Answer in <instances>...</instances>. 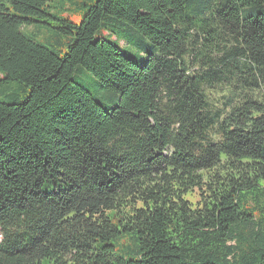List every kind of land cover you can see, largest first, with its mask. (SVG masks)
<instances>
[{"label": "trees", "instance_id": "16d2710c", "mask_svg": "<svg viewBox=\"0 0 264 264\" xmlns=\"http://www.w3.org/2000/svg\"><path fill=\"white\" fill-rule=\"evenodd\" d=\"M49 8L0 0V264H264V0H92L64 54Z\"/></svg>", "mask_w": 264, "mask_h": 264}, {"label": "rangeland", "instance_id": "374dc122", "mask_svg": "<svg viewBox=\"0 0 264 264\" xmlns=\"http://www.w3.org/2000/svg\"><path fill=\"white\" fill-rule=\"evenodd\" d=\"M91 2L92 0H49V13L51 17L39 20L31 26L25 27L24 32L33 36L43 44L48 45L52 49L57 50L60 54H64L68 50V42L67 37L61 34L56 28L59 25L58 20L61 17H65L76 23H80ZM106 33L105 31H99L96 38L104 37L117 42V40H115L116 37L107 35ZM121 50L126 56L133 59L139 65H144L148 58V53L145 48L135 46L133 43L131 46L121 47ZM74 80L81 83L100 103H103L106 106L107 111H111L117 104L119 100L118 94L111 92L109 89L103 88L101 82L84 67H81L76 71ZM13 86L16 87V85ZM27 94L28 93L25 92L18 93L16 99H25ZM209 95L212 106L216 109L224 110L226 108V102L230 97V90L224 87L216 88L212 89L209 92ZM0 98L7 99L2 95H0ZM188 198L197 202L200 198L198 191L193 192V195H189ZM126 238L129 242V238ZM126 238H124V240ZM121 247L122 245H119V248Z\"/></svg>", "mask_w": 264, "mask_h": 264}]
</instances>
